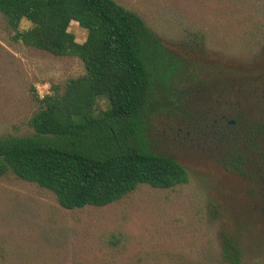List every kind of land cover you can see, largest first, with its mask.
Returning a JSON list of instances; mask_svg holds the SVG:
<instances>
[{
    "label": "rangeland",
    "instance_id": "obj_1",
    "mask_svg": "<svg viewBox=\"0 0 264 264\" xmlns=\"http://www.w3.org/2000/svg\"><path fill=\"white\" fill-rule=\"evenodd\" d=\"M114 1L184 63L142 128L147 148L181 164L187 181L66 209L37 184L0 175V264H229L225 241L238 264H264V0ZM68 30L85 39L76 22ZM83 71L76 56L11 42L0 19V138L32 132V89L42 97Z\"/></svg>",
    "mask_w": 264,
    "mask_h": 264
},
{
    "label": "trees",
    "instance_id": "obj_2",
    "mask_svg": "<svg viewBox=\"0 0 264 264\" xmlns=\"http://www.w3.org/2000/svg\"><path fill=\"white\" fill-rule=\"evenodd\" d=\"M0 19L11 42L76 56L84 68L42 97L32 89V132L0 138V175L37 184L66 209L108 205L140 184L187 181L181 164L147 148L142 128L158 88L184 63L138 15L114 0H0ZM71 21L86 30L80 43ZM196 69L188 62V95ZM222 256L238 264L239 250L225 241Z\"/></svg>",
    "mask_w": 264,
    "mask_h": 264
},
{
    "label": "flooded vegetation",
    "instance_id": "obj_3",
    "mask_svg": "<svg viewBox=\"0 0 264 264\" xmlns=\"http://www.w3.org/2000/svg\"><path fill=\"white\" fill-rule=\"evenodd\" d=\"M233 123H234V120H228V121H227V124H230V125H231V124H233Z\"/></svg>",
    "mask_w": 264,
    "mask_h": 264
}]
</instances>
